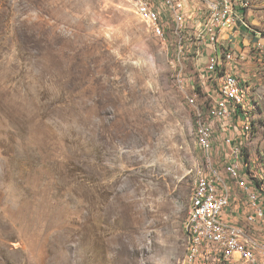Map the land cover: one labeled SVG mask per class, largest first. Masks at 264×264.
Masks as SVG:
<instances>
[{
    "label": "rangeland",
    "instance_id": "obj_1",
    "mask_svg": "<svg viewBox=\"0 0 264 264\" xmlns=\"http://www.w3.org/2000/svg\"><path fill=\"white\" fill-rule=\"evenodd\" d=\"M248 1L242 48L264 37V0ZM173 49L129 0H0V264H184L206 168L179 70L206 93L187 84L201 57ZM260 62L252 50L241 74L256 101L245 172L264 200ZM251 234L264 242V225Z\"/></svg>",
    "mask_w": 264,
    "mask_h": 264
},
{
    "label": "built area",
    "instance_id": "obj_2",
    "mask_svg": "<svg viewBox=\"0 0 264 264\" xmlns=\"http://www.w3.org/2000/svg\"><path fill=\"white\" fill-rule=\"evenodd\" d=\"M129 1L135 15L163 45L174 42L179 63L186 56L206 57L203 67L196 69L200 82L196 88L192 77L187 80L196 92L206 93L204 100L197 93L185 92L182 70L176 77L194 109L196 142L206 168L198 175L191 195L184 264H264V242L251 234L253 226L264 225V200L245 172L256 127V101L247 91L248 78L241 74L252 50L259 53L264 66V37L253 33L257 40L243 48L235 41L243 32L252 31L247 18L249 1ZM228 31L234 39L224 36ZM232 183L247 201L245 215L233 206Z\"/></svg>",
    "mask_w": 264,
    "mask_h": 264
},
{
    "label": "crops",
    "instance_id": "obj_3",
    "mask_svg": "<svg viewBox=\"0 0 264 264\" xmlns=\"http://www.w3.org/2000/svg\"><path fill=\"white\" fill-rule=\"evenodd\" d=\"M246 32H243V34H245ZM248 34H251V33H248ZM247 35V34H246ZM224 36L225 37H232V31H228V32H226L225 34H224ZM258 37V36H257ZM257 37H254V35H252V38H251V40H257ZM236 41V40H235ZM205 59H206V57H204L203 59H202V61L204 62L205 61Z\"/></svg>",
    "mask_w": 264,
    "mask_h": 264
},
{
    "label": "trees",
    "instance_id": "obj_4",
    "mask_svg": "<svg viewBox=\"0 0 264 264\" xmlns=\"http://www.w3.org/2000/svg\"><path fill=\"white\" fill-rule=\"evenodd\" d=\"M258 184V183H257Z\"/></svg>",
    "mask_w": 264,
    "mask_h": 264
}]
</instances>
